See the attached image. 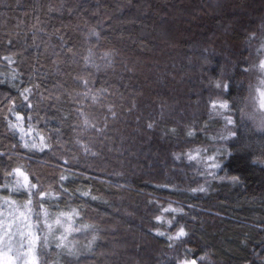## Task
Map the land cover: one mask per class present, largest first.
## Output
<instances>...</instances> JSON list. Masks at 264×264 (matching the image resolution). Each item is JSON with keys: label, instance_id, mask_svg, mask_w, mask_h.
<instances>
[{"label": "trees", "instance_id": "16d2710c", "mask_svg": "<svg viewBox=\"0 0 264 264\" xmlns=\"http://www.w3.org/2000/svg\"><path fill=\"white\" fill-rule=\"evenodd\" d=\"M263 17L264 0H0V185L21 167L53 194L48 210L77 209L98 236L78 256L48 247V264H264V133L231 117L226 179L173 171L177 151L221 142L217 56L239 61L244 42L254 52ZM229 73L217 84L234 109L245 91ZM9 122L33 132L22 141ZM40 137L43 151L24 147ZM178 226L187 236L169 240Z\"/></svg>", "mask_w": 264, "mask_h": 264}, {"label": "snow or ice", "instance_id": "6c2138e0", "mask_svg": "<svg viewBox=\"0 0 264 264\" xmlns=\"http://www.w3.org/2000/svg\"><path fill=\"white\" fill-rule=\"evenodd\" d=\"M93 34L98 35L96 33ZM68 51H71V49H68ZM107 55L108 54H105V58H107ZM90 59L91 54L89 57L85 58V62L87 63ZM259 70L264 72V61L259 63ZM245 71H249V69H245ZM12 78L15 79V76L13 75ZM83 83L85 86H88L89 81L83 80ZM260 85H264V79L260 80ZM217 87L226 88L227 85L221 86L217 84ZM30 91V89H25L21 94L24 95ZM253 91L258 92V96L254 97ZM90 92L91 89L89 88V90L84 93V96L88 97ZM91 99L93 103L97 102L99 94L92 95ZM249 99L253 104L258 101L259 108L264 109V90H260L259 88L250 90ZM25 100H27L26 95ZM212 106L215 108L216 103L214 102ZM219 107L227 111L229 106L227 102H222L219 104ZM109 111L111 112L112 110L109 109ZM81 114L83 115V113ZM112 115H115V113L113 112ZM16 120L22 121L23 118L17 115ZM84 123L85 125H89L87 118H85ZM227 123H233L230 116L227 117ZM9 126L15 132L20 133L22 141L26 135H31L33 132L31 126H28L25 130L22 123L13 124L9 122ZM148 127L151 128L152 125L149 124ZM189 135H191V133H189ZM43 141V137H40V143H37L35 140L31 142L25 141L24 147L29 150L38 149L43 151L44 148L48 147ZM85 151H90V149L85 147ZM92 154L95 155V153ZM189 158L194 159L195 157L190 156ZM212 166L218 167L216 164ZM8 175L13 176L14 179L12 181H5L3 185H0V190L8 188L9 193H26V196L23 203L17 202L11 194L0 197L3 201L0 207L8 209L10 217V219H0V264H40V257L43 255V249L48 248L50 244H54L57 249H61L63 254L67 256H78L79 252L76 248V241L73 237V233H79L89 228L88 225L76 223L79 211L75 208H68L66 211H58L55 214L50 213L48 207L45 205L46 202L51 199L52 193L45 191L42 187H38V184L30 180L29 175L21 167L12 169ZM16 177H20L22 180L16 179ZM60 179L64 180L66 177L61 176ZM233 179L235 180L236 178L234 177ZM193 191L203 192L205 189L200 187L199 189H193ZM83 195H88V193H83ZM92 198L95 199V197ZM50 206L51 205H49V207ZM162 211L164 213H177L183 210L169 206L163 208ZM163 220V216L156 217L158 223ZM174 220L175 217L173 216L167 221L169 227L173 226ZM156 234L161 236L165 235L164 232L159 230ZM186 236L187 232L184 227L178 226L174 233L170 234L167 238L169 240H181ZM97 239L98 236L93 234L87 245L89 251H91ZM200 259L203 260L204 258L201 257ZM180 264H197V260L183 258Z\"/></svg>", "mask_w": 264, "mask_h": 264}, {"label": "rangeland", "instance_id": "374dc122", "mask_svg": "<svg viewBox=\"0 0 264 264\" xmlns=\"http://www.w3.org/2000/svg\"><path fill=\"white\" fill-rule=\"evenodd\" d=\"M252 33V34H251ZM249 38L253 41L252 43L253 50L250 48H246V43H243V47L233 46L234 53L241 58L239 61H232L230 58L221 57L218 55L217 57L223 62L224 66L221 68V74L218 79L215 80V85L217 87V81L224 78L225 73L230 72L229 74L235 79V68L236 66H240L243 68L245 76L244 79L234 80V83L240 88L241 90L245 91L243 93V98L241 102H238V106L241 107V110L238 106L234 109L228 107V111L224 112V109L219 107V104L222 102H226L225 97L227 96V87H223L222 90L217 91L210 100L216 103V107H211V116L215 118L222 119L224 124H222L220 129H216L215 132L218 136H220L221 142L213 143L212 145H204V146H196V147H189L183 148L185 150H179L173 155V159L177 165V168H173L174 172H178L183 174V178L187 179L190 175L194 178V182H203V181H210V180H220L224 179L226 175L224 174V162L227 157V148L230 139L233 138V134L235 131V127L229 126L227 123V117H235L245 128L251 129L257 135H262L264 133V109L259 108L258 101L253 104L250 102L249 93L250 90L255 88H259L260 90H264V85H260V80L264 79V72L259 70V63L264 61V17L258 20V27L255 30L251 31ZM262 37V38H261ZM261 38V39H260ZM251 45V44H250ZM233 54L232 49H228ZM233 57V56H232ZM232 67H234L232 69ZM245 69H249V71H245ZM238 77V76H236ZM229 79L228 75L225 76V80ZM228 81V80H227ZM224 85H227L224 83ZM258 92L253 91V96L256 97ZM258 96V95H257ZM213 105V104H212ZM229 106V105H228ZM213 131V130H212ZM195 157L194 159H190L189 157ZM216 164L218 167H213L212 165ZM187 168V169H186ZM186 169V170H185ZM226 179V178H225ZM11 194L15 200L19 203L24 202V198L26 193H9L8 188H3L0 190V197L6 196ZM3 201L0 199V205H2ZM52 213L50 210H48ZM0 219H10L9 217V210L3 207H0ZM91 227L86 229L85 231L79 233H73V237L76 241V248L78 252L81 251L82 248L87 249V245L91 240ZM71 239V237H70ZM54 244H50V249H54ZM80 249V251H79ZM48 248L43 249V255L40 257V264H48ZM175 257L171 258V262ZM179 259L177 264H180ZM52 263V262H51ZM175 263V262H174ZM50 264V263H49Z\"/></svg>", "mask_w": 264, "mask_h": 264}, {"label": "bare ground", "instance_id": "6f19581e", "mask_svg": "<svg viewBox=\"0 0 264 264\" xmlns=\"http://www.w3.org/2000/svg\"><path fill=\"white\" fill-rule=\"evenodd\" d=\"M211 105H212V104H211ZM210 111H211V109H210ZM210 111H209V112H210ZM212 111H213V110H212ZM212 111H211V113H212ZM227 111H228V110H227ZM209 112H208V113H209ZM224 112H226V111H224ZM211 113H210V114H211ZM210 114H209V115H210ZM210 116H211V115H210Z\"/></svg>", "mask_w": 264, "mask_h": 264}]
</instances>
